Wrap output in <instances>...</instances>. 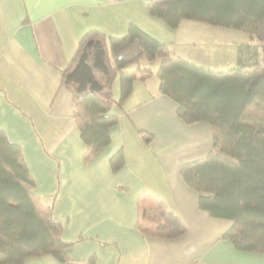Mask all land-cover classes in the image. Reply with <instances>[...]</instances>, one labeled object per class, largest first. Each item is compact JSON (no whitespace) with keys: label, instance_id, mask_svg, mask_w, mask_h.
Wrapping results in <instances>:
<instances>
[{"label":"crops","instance_id":"1","mask_svg":"<svg viewBox=\"0 0 264 264\" xmlns=\"http://www.w3.org/2000/svg\"><path fill=\"white\" fill-rule=\"evenodd\" d=\"M166 1L0 0V130L22 148L33 192L53 205L73 263L264 264L263 254L239 251L223 238L232 221L199 208L201 194L180 168L212 151V127L187 125L177 103L161 93L160 79L138 76L123 109L116 106L119 122L110 144L84 162L87 146L64 71L89 31L122 38L134 23L155 36L152 29L163 25L156 21H164L149 13L148 4ZM119 151L125 165L115 172L110 161ZM144 193L150 206L159 200L179 216L186 234H143L137 202ZM25 264L67 263L43 255Z\"/></svg>","mask_w":264,"mask_h":264},{"label":"trees","instance_id":"2","mask_svg":"<svg viewBox=\"0 0 264 264\" xmlns=\"http://www.w3.org/2000/svg\"><path fill=\"white\" fill-rule=\"evenodd\" d=\"M148 11L172 28L187 19L243 30L257 43L255 60L241 58L233 69L213 71L174 56L168 44L134 23L122 38L89 31L63 77L65 84L89 41L104 44L110 81L106 84L105 75L95 71L104 89L76 93L74 85H67L74 89L75 119L87 146L84 162L90 163L110 144L111 128L119 122L113 107L123 109L140 74H153L141 61L160 60V90L177 103L178 116L187 125L207 122L213 131L208 156L181 166L184 181L201 194V210L233 222L224 239L239 251L264 255V0H167L149 3ZM110 164L115 172L121 169L123 152ZM34 186L22 148L0 130V264H25L43 255L75 264L66 254L71 244L62 239L63 223L55 218L53 205L33 192ZM149 198L144 193L138 199L137 228L163 239L185 235L184 221L159 200L150 206Z\"/></svg>","mask_w":264,"mask_h":264},{"label":"rangeland","instance_id":"3","mask_svg":"<svg viewBox=\"0 0 264 264\" xmlns=\"http://www.w3.org/2000/svg\"><path fill=\"white\" fill-rule=\"evenodd\" d=\"M156 23L163 25H159L160 28L155 26V30L159 32L152 29L156 36L154 37L168 44L174 56L184 58L197 66L213 71H227L237 67L241 58L248 63L255 60L257 43L243 30L187 19L182 20L176 28L168 26L161 20ZM109 61L113 66L114 62L111 56H109ZM141 65L152 70L153 74L150 78L157 82L159 78L156 73L160 66V60L150 62L143 59ZM131 68L133 69L135 66ZM136 85H140V82H137ZM113 93L114 99L119 100L118 78L114 83ZM116 109L117 107L114 106L113 112H116Z\"/></svg>","mask_w":264,"mask_h":264},{"label":"water","instance_id":"4","mask_svg":"<svg viewBox=\"0 0 264 264\" xmlns=\"http://www.w3.org/2000/svg\"><path fill=\"white\" fill-rule=\"evenodd\" d=\"M95 71L103 73L106 84L110 70L106 63V49L101 41H89L73 69L67 73L65 83L75 85L76 93H99L105 85L96 77Z\"/></svg>","mask_w":264,"mask_h":264},{"label":"flooded vegetation","instance_id":"5","mask_svg":"<svg viewBox=\"0 0 264 264\" xmlns=\"http://www.w3.org/2000/svg\"><path fill=\"white\" fill-rule=\"evenodd\" d=\"M74 87H75V85H74Z\"/></svg>","mask_w":264,"mask_h":264}]
</instances>
